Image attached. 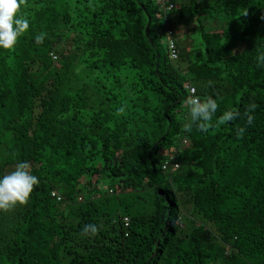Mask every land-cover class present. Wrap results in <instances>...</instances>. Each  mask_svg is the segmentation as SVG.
<instances>
[{
	"label": "trees",
	"instance_id": "16d2710c",
	"mask_svg": "<svg viewBox=\"0 0 264 264\" xmlns=\"http://www.w3.org/2000/svg\"><path fill=\"white\" fill-rule=\"evenodd\" d=\"M167 2L21 6L29 28L0 48V179L28 162L39 183L0 210V264H264V0ZM187 86L218 105L207 131L183 130Z\"/></svg>",
	"mask_w": 264,
	"mask_h": 264
},
{
	"label": "clouds",
	"instance_id": "9594fccd",
	"mask_svg": "<svg viewBox=\"0 0 264 264\" xmlns=\"http://www.w3.org/2000/svg\"><path fill=\"white\" fill-rule=\"evenodd\" d=\"M27 0H0V48L12 49L19 37H21L29 28V20L23 16L17 18L22 5ZM46 34H40L36 37L37 44H42ZM260 63H264V55L258 57ZM189 108V120L184 124L183 130L191 132L193 125L199 130L207 131L212 127L210 123L213 115L216 113L218 105L216 101L207 96L201 99L199 96L191 95L186 101ZM254 105H250V109H254ZM122 110V109H121ZM247 111L245 115H247ZM240 116L235 110H229L220 118L221 121H231ZM253 117L248 116V123H251ZM244 129L238 131V135H242ZM39 180L31 174L28 162L17 163L15 170L3 176L0 179V210L11 211L15 206L25 205L28 203L34 186L38 185ZM98 229L95 225H86L83 229L84 235H96Z\"/></svg>",
	"mask_w": 264,
	"mask_h": 264
},
{
	"label": "built area",
	"instance_id": "2783aa9c",
	"mask_svg": "<svg viewBox=\"0 0 264 264\" xmlns=\"http://www.w3.org/2000/svg\"><path fill=\"white\" fill-rule=\"evenodd\" d=\"M155 2L157 4H159L160 6L162 5L163 9L166 12H170L173 8L174 5L173 3L167 2V0H155ZM171 36V32H168V38H167V48H168V55H169V59L171 61H176L178 59V52H177V47L175 45V42L172 40ZM56 57L53 56V59H55ZM189 93L191 95L195 94V89L194 88H190L188 87ZM187 141L186 139L182 140V145H186ZM168 158V160L165 162V164L162 166L163 170H167L170 169L171 171L176 170L179 165L178 163H176L174 161L175 159V155L174 154H165ZM170 162H172L171 164H169ZM51 197L55 198L57 201L61 200V196L56 192V191H52L51 192ZM123 221L125 222V226H127L128 223V219L124 218Z\"/></svg>",
	"mask_w": 264,
	"mask_h": 264
},
{
	"label": "rangeland",
	"instance_id": "374dc122",
	"mask_svg": "<svg viewBox=\"0 0 264 264\" xmlns=\"http://www.w3.org/2000/svg\"><path fill=\"white\" fill-rule=\"evenodd\" d=\"M179 39L184 41L185 35H182ZM190 39L191 40H189V39H187V40L190 41V43L192 45L196 46L197 41H198L197 35H194V34L190 35ZM181 66L183 67V65H181ZM105 85H107V84L105 83ZM113 185H114V181L106 180L101 184L100 188L102 189L103 192H107L108 189H114L115 188V186H113ZM109 197H110V199H112V201H118L119 199L122 200L125 197V195L119 192V193H116L115 195L110 194ZM142 198L144 200H146V199H148V195L146 193L142 194ZM143 199L139 200V201H137V200L134 201V198H129L128 203H126V205L129 207V208L127 207L128 212L133 213V211H135V207L137 205L145 207L146 201H144ZM122 207L124 208V206H122Z\"/></svg>",
	"mask_w": 264,
	"mask_h": 264
}]
</instances>
